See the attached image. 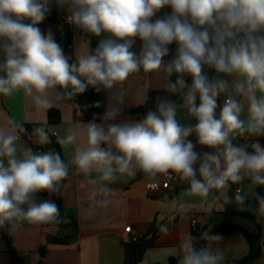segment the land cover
Wrapping results in <instances>:
<instances>
[{"label":"clouds","instance_id":"clouds-1","mask_svg":"<svg viewBox=\"0 0 264 264\" xmlns=\"http://www.w3.org/2000/svg\"><path fill=\"white\" fill-rule=\"evenodd\" d=\"M51 2L0 0V42L7 41L0 44L6 54L0 64L4 73L0 75V94L10 96L23 90L37 109H47L53 100L71 99L89 86L99 93L117 88L141 71H163L169 78L176 75L174 82L168 80L169 91L186 89L183 106L197 121L193 126L182 125L177 120V105L170 101L160 102L142 121L106 126L91 121L85 126L86 147L77 149L73 160L85 176L95 170L101 173L100 180L114 182L117 173L135 176L140 171L149 180L175 173L189 181V194L201 198L211 189H223L229 181L239 183L245 176L264 186V145L257 140L251 145L254 151L249 152L232 143L236 133L264 136V0H56L59 8H66L70 24L96 37L107 34L73 64L52 33L44 35L37 26L45 20ZM166 6L171 12L157 17ZM136 38L142 41L139 54L132 50ZM173 42L175 55L165 61ZM205 65L241 78L233 87L249 101L247 121L240 119L242 104L231 96L217 118V97L230 84L225 79L210 81L203 71ZM185 74L191 76V86ZM50 90L55 92L54 98H50ZM114 100L103 121H115L120 115L124 93L114 94ZM7 123L9 130L0 128V225L6 221L58 222L59 206L51 200L37 202L35 196L53 191L68 176V166L51 150L34 153L28 148L17 156L16 129H23L11 117ZM37 132L40 142L47 143L43 128ZM193 132L200 145L215 153L195 151L194 143L187 139ZM77 138V129L69 127L58 143L72 145ZM111 191L107 187L93 190L89 199L106 208L110 200L95 197ZM160 231L168 229L161 227ZM192 239L190 236L182 244L178 264H218V255L207 248L197 250Z\"/></svg>","mask_w":264,"mask_h":264},{"label":"crops","instance_id":"crops-1","mask_svg":"<svg viewBox=\"0 0 264 264\" xmlns=\"http://www.w3.org/2000/svg\"><path fill=\"white\" fill-rule=\"evenodd\" d=\"M51 5L53 8L55 7L56 19H52V13L47 14L45 20L37 26L44 30V35H47L49 31L52 33L54 40L61 45L67 58H73L77 62L79 55L87 54L100 39L107 35L96 37L88 33L83 34L72 24H66L71 43V50L66 52L63 43L57 39L56 35L64 26L62 16L68 15V12L66 8H59L56 0H52ZM170 12V7L166 6L157 13V17H162L165 13ZM4 42L2 41L0 44ZM141 46L142 41L136 38L132 50L139 54ZM168 47L170 53L164 58L165 61L175 55L177 45L173 42ZM5 58L6 54H3L2 47L0 64ZM207 68L211 72L210 81L225 79L230 84L229 90L220 93L217 97V118L224 106V100L231 96L242 104L240 119L247 121L249 101L246 96L237 94L233 87L241 78L217 73L208 66ZM0 75H4V73L0 72ZM184 79H188L187 74ZM168 80L169 77L163 71L157 73L141 71L131 75L117 88L100 91L98 93L100 119L95 122L103 123L106 126L113 122L142 121L132 116L130 110L146 101L148 91L165 89ZM188 85L191 86V83ZM57 90L62 91L61 89ZM118 92L124 93L123 104L120 105V115L115 121H103V114L113 106L115 103L114 94ZM49 96L54 98L55 92L50 90ZM183 96L184 93L176 102H173L177 105V120L184 126H193L197 121L189 115L187 107L183 106ZM197 104H199L198 100ZM50 108L59 111L60 118L56 123L48 121L47 111ZM50 108L37 109L32 99L24 95L23 90L14 92L10 96L0 94V128L9 130L11 126L7 121L11 117L16 124L28 128L30 132L28 137L20 135L16 141L17 156H20L28 148H31L34 153L36 149L41 150V153L50 151L41 149L48 142H40L37 129L43 128L48 141L50 136L55 137L58 141L59 138L66 135V130L69 127L78 131V138L74 144L67 146L59 144L61 157L69 169L68 176L63 180L59 191L54 188L46 195L36 194L35 196L37 202L54 201V196L58 197L60 203L58 222L37 225L27 221H6L0 225V232L10 238L15 251L22 257V264H123L124 243L129 238V235L124 232L126 226H130L131 233L138 238L149 239L153 235L152 246L135 264H170V258L179 262L183 256L181 246L192 232L205 233L217 224L236 227L227 235L215 234L214 236H219L221 239L208 240L206 243L205 248L220 257L218 264H226L227 261L246 255L247 243L244 232H260L264 236V198L258 193V188L262 187L261 185L254 184L248 178L239 195L241 200H238L237 195L232 194L231 181L227 182L223 189L213 188L206 198H201L189 194L187 191L190 187L189 181L182 179L179 175L178 182L170 189H158L153 195L148 194V186L152 182H162L165 175L158 174L154 179L149 180L140 171H137L135 176H122L117 173L114 182L100 180L101 173L95 170L85 176L73 163V160L76 150L86 147L85 126L91 121L84 120L77 104L71 99L53 100ZM19 129L17 128L16 132ZM239 135L236 133L232 138L234 146H243L247 151L253 152L254 149L251 145L257 140L264 145V136L244 132V140H241ZM187 139L194 143L195 151L201 155L205 152L207 146L198 143L194 132ZM208 149L213 153L216 151ZM195 167L199 168V162ZM197 178L202 179L198 172ZM103 187L112 191L107 195H97L95 200H110L106 208L89 199L93 190ZM254 199L261 201L258 207H251L245 202ZM192 219L195 220L194 225L191 223ZM161 227H166L168 231H160ZM49 236L61 239L62 242H50ZM2 248L3 245L0 241V264H9ZM41 248H44L43 252H41ZM252 264H264V256L259 257Z\"/></svg>","mask_w":264,"mask_h":264},{"label":"trees","instance_id":"trees-1","mask_svg":"<svg viewBox=\"0 0 264 264\" xmlns=\"http://www.w3.org/2000/svg\"><path fill=\"white\" fill-rule=\"evenodd\" d=\"M52 19H56L55 7L54 8L52 7ZM65 28L67 29V26ZM1 51H2V46H0V52ZM68 61L70 64L77 63L73 58L70 57L68 58ZM203 71L210 80L211 72L206 65L204 66ZM169 79L174 82L176 80V75L173 74ZM185 81L187 84L191 83L192 82L191 76L188 75V79ZM184 91L185 89L174 93L169 91L167 87L165 89H160V90H150L147 93L146 101L143 104L132 108L130 110V113L136 119L143 120L148 111H156L157 105L160 102L162 101L176 102L180 98V96L184 93ZM71 100L77 104L80 112L83 115L84 120L97 121L100 119V106L99 107L95 106L97 102H99L100 105L99 95L91 86H89L84 93L76 94L75 96H73ZM197 100L199 101L198 96H197ZM47 116H48V121L50 123H56L59 121L60 118L59 111L54 108L48 109ZM22 129L29 130L26 127H22ZM41 149L51 150L60 154L59 143L57 139H55V137L53 136L49 137L48 143L43 145ZM205 152H212V151L206 147ZM62 182L63 181H61L58 185L54 187L56 191H59ZM244 182H246V180ZM231 190H232V194L236 196V194H234L233 192V186H231ZM47 193L48 191H44L37 194L46 195ZM258 193L262 198H264V186L258 188ZM236 198L238 200H241L239 195H237ZM54 202L59 206L60 209V203L58 197L54 196ZM245 202L251 207H258L261 204V201L257 199L251 201H245ZM233 229H236V227L230 225H224V224H217L210 231L205 233H207L209 236H214L217 233L227 235ZM205 233H198L194 231L191 234V237L193 238L192 244L197 250L205 248L206 243L208 242V239H206L204 236ZM244 237L247 243L246 255L238 259L227 261L226 264H252L256 259H258L261 256H264V236H262L260 232L258 233L244 232ZM48 240L50 242H62L61 239H57L53 236H49ZM1 243L3 245L2 249L6 254L9 264H22L23 262L22 257H20L17 254V252L15 251L12 245L10 238L7 237L5 233L2 234ZM152 244H153V235L149 239L138 238L136 241L125 242L123 264H135L139 262L142 259L144 252L148 248H150ZM40 250L41 252H43L44 248H41ZM169 262L170 264H178V261L174 258H170Z\"/></svg>","mask_w":264,"mask_h":264},{"label":"built area","instance_id":"built-area-1","mask_svg":"<svg viewBox=\"0 0 264 264\" xmlns=\"http://www.w3.org/2000/svg\"><path fill=\"white\" fill-rule=\"evenodd\" d=\"M52 13V5L50 4V11L48 13V15ZM69 15V14H68ZM68 15H63L62 16V21L64 23V26L61 28V30L57 33L56 37L59 41H61L64 45V49L66 50V52H69L71 50V43L69 40V32L68 29H66V24H70L67 20V16ZM80 33L86 34L85 32H83L82 30H80ZM42 34H44V30L41 29ZM227 99L224 100V103L226 102ZM16 134L18 135V137L20 135L28 137L30 135L29 130L23 129V130H18L16 132ZM239 139L244 140V135L240 134L239 135ZM35 152H39L41 153V150L36 149ZM248 177L245 176L244 179L242 181H240L239 183H232L233 186V192L236 195H240L242 193V186L244 184V181L247 180ZM178 182V175L175 173H172L170 176H165L164 180L162 182H152L147 189V192L149 195H153L158 189H163V190H168L170 189L173 185H175ZM192 225L195 224V220L192 219L191 220ZM124 232L127 233L129 235V238L127 241H136L138 239L137 236L133 235L131 233V227L130 226H126L124 228ZM2 239V233L0 232V241Z\"/></svg>","mask_w":264,"mask_h":264},{"label":"water","instance_id":"water-1","mask_svg":"<svg viewBox=\"0 0 264 264\" xmlns=\"http://www.w3.org/2000/svg\"><path fill=\"white\" fill-rule=\"evenodd\" d=\"M4 43H7L6 41L4 42ZM5 52H4V50H3V54H4Z\"/></svg>","mask_w":264,"mask_h":264}]
</instances>
